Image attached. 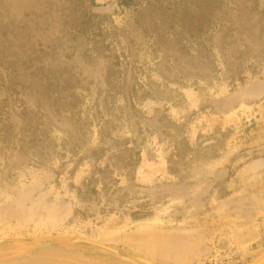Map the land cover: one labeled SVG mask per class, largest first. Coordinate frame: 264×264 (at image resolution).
I'll list each match as a JSON object with an SVG mask.
<instances>
[{
    "label": "rangeland",
    "instance_id": "obj_1",
    "mask_svg": "<svg viewBox=\"0 0 264 264\" xmlns=\"http://www.w3.org/2000/svg\"><path fill=\"white\" fill-rule=\"evenodd\" d=\"M210 3L0 0V131L13 124L0 133V240L82 237L155 264L264 256V0ZM25 107L49 140L35 144L53 148L42 159L18 152L32 145ZM126 139L141 154L136 199L113 213L80 201L94 163L79 158ZM140 204L152 216L134 221ZM0 264L128 263L65 242L1 245Z\"/></svg>",
    "mask_w": 264,
    "mask_h": 264
},
{
    "label": "trees",
    "instance_id": "obj_2",
    "mask_svg": "<svg viewBox=\"0 0 264 264\" xmlns=\"http://www.w3.org/2000/svg\"><path fill=\"white\" fill-rule=\"evenodd\" d=\"M211 0H207V3L210 5H215L214 3H210ZM209 9V14H206L204 11V17H207V21L211 22L212 17L214 16L217 6L213 7V9ZM198 10H203L202 7H198ZM23 87L27 88L25 84ZM47 85V84H46ZM45 87V88H44ZM41 86L40 90H31V93H34L39 97V102L42 98L45 97L48 86ZM43 89V90H42ZM45 99H51V96H47ZM39 116L38 111L31 110L28 107H25L20 113L19 117L22 120V128H20L21 133L29 134L28 146L32 144L30 147H27L25 151H18L20 154L24 156H29L31 154H35L42 159L43 153L46 154L45 150H41L38 148V145L35 144L38 142L39 138L43 139V142L49 141L48 137L45 135L46 131L40 129V124L37 120ZM13 124L4 123L1 125L0 133L3 134V141H7L8 138H11ZM41 134V136L39 135ZM103 140V137H102ZM73 146L71 147L72 153L77 151L76 155L79 157L78 150L79 147L76 146L77 142H72ZM133 144L131 139H126L123 143L119 140H114L112 142V146L100 147L98 149L91 150L87 152L84 156L79 158V162L89 161L94 163V169L91 173L89 179L85 180L81 187L77 188V195L80 201L86 204H102L104 206L103 211H108L109 213L118 212L120 209H124L129 204L133 202L135 195L131 196V189L138 188L139 185L136 184V174L137 170L141 164V154L140 151H134L132 148H129V145ZM82 148V147H81ZM113 149V150H112ZM48 154L51 155L53 152V148L51 147L48 150ZM116 151L112 153L111 156H108L109 152ZM185 152L179 151L176 149V152L171 155L168 159L169 169L172 174L176 171L174 166L177 165L178 161H182L185 159ZM107 160L105 167H101L100 162L103 160ZM178 159V160H177ZM113 161L114 164L110 162ZM120 164V166H119ZM121 172L125 175L127 185L122 187L119 186L120 179L113 178L115 172ZM152 216V212L148 209L147 204H140L138 206V210H135L130 214V218L134 221L143 220Z\"/></svg>",
    "mask_w": 264,
    "mask_h": 264
},
{
    "label": "water",
    "instance_id": "obj_3",
    "mask_svg": "<svg viewBox=\"0 0 264 264\" xmlns=\"http://www.w3.org/2000/svg\"><path fill=\"white\" fill-rule=\"evenodd\" d=\"M65 242L69 244L81 245L84 247L85 252L92 251L94 253H97V254H100L106 257H111L118 261L128 263V264H155L144 258L132 257L119 249L93 241L91 239L82 238V237H69L66 240H62L58 238L46 239V240L35 239V238L34 239H20V240H17L16 242L12 240H8V239H3V240H0V246L19 243V244L30 245L33 248L46 249V248L54 247L56 245L64 246ZM254 264H264V256H262Z\"/></svg>",
    "mask_w": 264,
    "mask_h": 264
}]
</instances>
